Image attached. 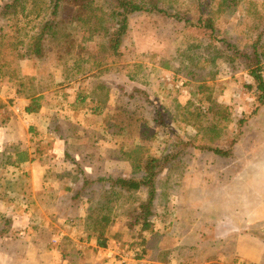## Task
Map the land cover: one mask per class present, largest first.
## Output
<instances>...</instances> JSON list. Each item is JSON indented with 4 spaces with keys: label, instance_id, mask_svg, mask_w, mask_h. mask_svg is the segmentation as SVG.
<instances>
[{
    "label": "rangeland",
    "instance_id": "1",
    "mask_svg": "<svg viewBox=\"0 0 264 264\" xmlns=\"http://www.w3.org/2000/svg\"><path fill=\"white\" fill-rule=\"evenodd\" d=\"M50 1L30 0L24 9L20 5L6 13L4 7L13 0H0V264H9L10 232L28 238L39 233L37 220L16 223L9 212V205L17 204L10 208L12 213H37L38 208L19 205L33 176L14 170L20 167L15 165L17 155L9 157L25 151L34 153L45 173L49 189L43 195H61L59 207L38 210H54L59 218L54 229L61 234L60 253L54 259L44 255L40 264H97L88 216L90 211L96 215L95 205L108 189L103 180L142 178L154 172L149 160L158 158L163 168L155 177L157 216L151 226L160 233L149 249L143 240L151 233L128 225L134 203L146 198L144 190L115 203L108 212L113 222L104 235L107 247L117 253L112 264H141L143 248L153 262L149 264H157L172 246L181 248L178 208L184 178L192 170L207 168L206 175L218 173L212 177L224 180L264 152V104L250 88L254 81L248 61L238 54H249L257 45L264 78V0H235L232 8L225 0H158L167 13L131 15L116 55L102 48L108 46L102 35L86 41L76 25L78 29L67 26L71 36L63 37L73 44L72 50L58 44L52 49L46 43L43 57H29L26 33H35L36 22L49 17ZM201 16L213 21L215 40L195 23ZM69 50L72 56H67ZM88 57V63H82ZM19 82L31 97L43 96L39 112L23 111L29 101L18 97ZM199 85L204 88L199 90ZM211 99L231 120L221 121L220 139L217 129L204 130L213 124ZM201 123L198 130L196 124ZM206 145L229 151V157L203 149ZM133 161L140 169L134 174ZM45 234L40 235L46 240ZM22 240L21 246L26 245ZM84 243L92 245L83 250ZM161 247L165 249L159 254ZM181 257L173 255L169 264H180Z\"/></svg>",
    "mask_w": 264,
    "mask_h": 264
},
{
    "label": "crops",
    "instance_id": "2",
    "mask_svg": "<svg viewBox=\"0 0 264 264\" xmlns=\"http://www.w3.org/2000/svg\"><path fill=\"white\" fill-rule=\"evenodd\" d=\"M15 155L18 162L15 165L20 167H15L14 170L19 168L28 176H33L29 190L18 200L21 203L19 205L38 209L34 215L31 211L18 215L10 209L17 204H10L11 219L16 223L18 220H37L39 233L36 238H28V234L24 233L17 236L9 233V264H40L44 255H51L54 259L60 253L58 250L61 234L54 229L57 220L59 221L54 210L48 213H40L38 210L43 207H59L61 195H43L49 186L44 182L45 173L33 152L9 153V157ZM20 157L24 161H18ZM12 164L9 169L14 168ZM207 170H192L184 178L179 200L181 206L178 208V219L182 226L181 248L175 249L172 246L166 254L161 252L164 247L159 248V254L164 259L157 258L155 263L169 264L173 255L180 253V264H264V152L257 153L241 168H234L224 180L221 177H212L221 175L218 173L206 175ZM157 197L158 190L155 205ZM156 216L155 212L153 218ZM44 232L46 240L40 235ZM151 232L147 239L148 247L153 237L160 233L153 229ZM166 237L170 238L168 234ZM22 238L26 245L21 246ZM92 242L93 245L84 243L80 248L84 250L92 245L99 259L97 264H112L114 255L117 254L115 250L98 247L95 238ZM83 255L88 257L86 253ZM61 259H58L59 263ZM138 262L153 263L150 262V257Z\"/></svg>",
    "mask_w": 264,
    "mask_h": 264
},
{
    "label": "trees",
    "instance_id": "3",
    "mask_svg": "<svg viewBox=\"0 0 264 264\" xmlns=\"http://www.w3.org/2000/svg\"><path fill=\"white\" fill-rule=\"evenodd\" d=\"M27 1L30 0H13L12 3L4 7V12L7 13L6 9H9V13L15 11L16 8L20 5L24 9L26 7ZM227 6L232 8L235 0H225ZM72 5H75L76 11L73 12ZM70 12V13H68ZM154 13L158 12L161 14H166L163 10L158 0H51L49 17L41 19L36 22L37 31L33 34H27L29 39H27V56L41 58L46 53V43H51V48L54 49L55 45H60V48L65 49L64 46H67V49L71 48L73 44H67V36H71L70 32H67L68 28L78 29L81 27L82 32L87 36L84 39L90 40L94 35H102L106 42L108 43L107 47H103L106 51L109 50L113 54L120 53L122 43L128 32V19L131 15L137 13ZM40 19L39 17H37ZM69 18V19H68ZM199 26H203V29L208 33L211 40H215L214 36L216 28L213 24V21L210 18L199 17L196 19V22ZM78 25V28L77 26ZM17 31V29H16ZM65 37V38H63ZM104 41V43H106ZM224 42V41H223ZM22 45V42H20ZM17 46L19 44L16 43ZM54 45V46H52ZM105 45V44H104ZM229 48L232 46L227 44ZM57 46L56 49H58ZM259 48V47H258ZM257 45L252 47L251 53H238L249 63L250 76L252 77L254 83L250 87L256 91L257 101L260 105L264 104V78L261 73V56L258 52ZM233 50V47L231 48ZM66 50V49H65ZM72 50V48H71ZM69 50L66 52L67 56H72V51ZM82 50V48H81ZM60 51V50H59ZM234 53V52H233ZM89 57H92L91 53H88ZM235 55V53H234ZM252 55V56H251ZM83 58L82 63H88L90 58ZM24 59V57H20ZM61 59V57L57 56ZM89 71V68L84 70ZM23 82H19V89L17 90V95L19 98L27 99L29 102L23 108V111L27 114H33L39 112L41 108L40 100L43 98L42 95H33L25 92V89L22 88ZM204 86H198V89L202 90ZM81 101L86 100L85 97H78ZM209 99V98H208ZM207 99V100H208ZM209 101V100H208ZM210 107L208 108L209 113H211V121L213 124H210L204 130L212 131L217 129L218 135L217 138H221V134L224 131L222 122L231 121L228 117L221 113L220 108L222 107L216 101H210ZM225 108V107H224ZM200 111V109H198ZM197 117L202 118V112L200 111L197 114ZM198 130H202L203 125L196 124ZM203 149L213 152L214 154L222 157H229V151H225L219 148H213L212 145L202 146ZM18 161H24L22 157ZM135 163V164H134ZM150 168L154 171L142 178L134 177L124 178L121 176L118 177H109L103 180L107 184L108 189L104 194L99 198V202L95 207L99 208L95 211H90L89 218L91 221V231L92 236H94L97 246L101 248L107 247V241L104 235L108 231V228L111 226L113 220L108 213L109 210L115 205L116 202H123L122 198L128 197L131 199L135 196L136 193L141 191L146 192V198L139 202L138 198L133 200H138L137 203H134V210L132 211V216L129 219V227L131 229L139 227L141 232L152 233L151 221L155 215V198H156V186H155V177L158 175L163 168L160 165V160L158 158H151L149 160ZM133 174L139 171L138 163L133 161L132 164ZM155 169H158L155 172ZM102 181V180H99ZM127 195V196H126ZM103 211L100 214H97V211ZM107 211V212H106ZM91 236V237H92ZM144 239V238H143ZM148 244L147 240H143V243ZM149 249V247H148ZM147 250V249H146ZM143 248L140 259H146L147 253Z\"/></svg>",
    "mask_w": 264,
    "mask_h": 264
}]
</instances>
